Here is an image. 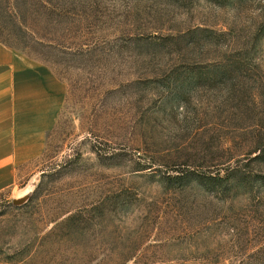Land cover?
I'll list each match as a JSON object with an SVG mask.
<instances>
[{
  "label": "rangeland",
  "instance_id": "1",
  "mask_svg": "<svg viewBox=\"0 0 264 264\" xmlns=\"http://www.w3.org/2000/svg\"><path fill=\"white\" fill-rule=\"evenodd\" d=\"M0 42L63 86L0 264H264V0H0Z\"/></svg>",
  "mask_w": 264,
  "mask_h": 264
},
{
  "label": "crops",
  "instance_id": "2",
  "mask_svg": "<svg viewBox=\"0 0 264 264\" xmlns=\"http://www.w3.org/2000/svg\"><path fill=\"white\" fill-rule=\"evenodd\" d=\"M62 96L48 68L0 42V168L40 152Z\"/></svg>",
  "mask_w": 264,
  "mask_h": 264
},
{
  "label": "water",
  "instance_id": "3",
  "mask_svg": "<svg viewBox=\"0 0 264 264\" xmlns=\"http://www.w3.org/2000/svg\"><path fill=\"white\" fill-rule=\"evenodd\" d=\"M28 195H29V192H27L26 194H23L22 196H19L17 198H13L11 200V204L14 206L22 204L27 199Z\"/></svg>",
  "mask_w": 264,
  "mask_h": 264
},
{
  "label": "trees",
  "instance_id": "4",
  "mask_svg": "<svg viewBox=\"0 0 264 264\" xmlns=\"http://www.w3.org/2000/svg\"><path fill=\"white\" fill-rule=\"evenodd\" d=\"M177 178V177H176ZM221 176H219V174H216L215 176H210L209 179L210 180H220ZM76 217L72 216V221H76L77 219H75Z\"/></svg>",
  "mask_w": 264,
  "mask_h": 264
}]
</instances>
